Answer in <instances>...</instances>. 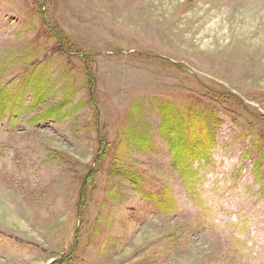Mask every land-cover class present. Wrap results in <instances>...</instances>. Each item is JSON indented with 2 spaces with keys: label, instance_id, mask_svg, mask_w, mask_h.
Listing matches in <instances>:
<instances>
[{
  "label": "rangeland",
  "instance_id": "obj_1",
  "mask_svg": "<svg viewBox=\"0 0 264 264\" xmlns=\"http://www.w3.org/2000/svg\"><path fill=\"white\" fill-rule=\"evenodd\" d=\"M0 264H264V0H0Z\"/></svg>",
  "mask_w": 264,
  "mask_h": 264
},
{
  "label": "trees",
  "instance_id": "obj_2",
  "mask_svg": "<svg viewBox=\"0 0 264 264\" xmlns=\"http://www.w3.org/2000/svg\"><path fill=\"white\" fill-rule=\"evenodd\" d=\"M172 108L173 107H166L168 110H172ZM196 117H198V115ZM176 129L180 130L181 133V126L176 125ZM196 136L199 139L197 141L190 140L185 150H179L178 146L174 148V143H172L171 154L177 166L180 167L178 168L182 173L185 171L190 173L195 172L193 168H191L190 162L192 159L196 157H203L207 153V140L209 138L207 131L205 129H201L197 132ZM184 176L186 178V175Z\"/></svg>",
  "mask_w": 264,
  "mask_h": 264
}]
</instances>
